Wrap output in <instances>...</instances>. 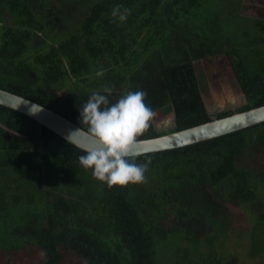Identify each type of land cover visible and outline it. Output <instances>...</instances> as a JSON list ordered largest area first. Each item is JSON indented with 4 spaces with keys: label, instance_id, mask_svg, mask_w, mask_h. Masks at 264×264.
Segmentation results:
<instances>
[{
    "label": "trees",
    "instance_id": "trees-1",
    "mask_svg": "<svg viewBox=\"0 0 264 264\" xmlns=\"http://www.w3.org/2000/svg\"><path fill=\"white\" fill-rule=\"evenodd\" d=\"M223 2L0 0V88L83 128L80 108L93 92L111 87L114 103L143 91L153 116L175 112L177 131L213 119L195 61L220 52L249 102L217 116L264 105V35L252 50L232 48L234 36L220 27ZM117 6L131 10L126 21L111 15ZM157 135L152 117L138 139ZM84 154L0 104V255L7 264H241L216 244L229 237L228 203L250 208L249 255L264 264V166L241 163L249 154L264 162V122L142 154L137 162L150 163L136 184L109 187L80 165Z\"/></svg>",
    "mask_w": 264,
    "mask_h": 264
},
{
    "label": "clouds",
    "instance_id": "clouds-1",
    "mask_svg": "<svg viewBox=\"0 0 264 264\" xmlns=\"http://www.w3.org/2000/svg\"><path fill=\"white\" fill-rule=\"evenodd\" d=\"M130 14L131 10L122 6L111 13L120 22ZM112 95L113 89L107 86L93 92L80 108L86 128L71 131L66 139L85 153L79 157L80 165L109 187L144 182L150 160L137 161L142 155L138 137L150 127L153 117L151 107L145 103L147 93L129 90L114 103L109 99ZM82 138L88 143H82Z\"/></svg>",
    "mask_w": 264,
    "mask_h": 264
},
{
    "label": "rangeland",
    "instance_id": "rangeland-1",
    "mask_svg": "<svg viewBox=\"0 0 264 264\" xmlns=\"http://www.w3.org/2000/svg\"><path fill=\"white\" fill-rule=\"evenodd\" d=\"M223 3L226 4L227 7L223 8L227 9V11L225 10L224 14H220V27L231 37L234 36V38L232 37L233 39L231 38L232 41H230L231 47L236 48L238 44L244 45L246 43L249 48L248 50L254 49L255 45L253 44L257 43V34L264 35V29L260 27L257 20L260 17L264 20V0H241V3L239 0H224ZM209 5L214 8V0L213 2L209 0ZM261 47L264 50V45H261ZM195 66L202 85L205 101L212 109L219 106V108L228 106L226 105L228 100L232 101L231 106L237 104L243 106L242 104H244L246 98L225 53L219 52L197 60L195 61ZM226 87L231 89L230 93ZM217 94L223 96L221 97L220 105L216 104ZM213 116L215 117V115ZM153 119L160 127L168 126L173 122V113L170 112L164 118L153 116ZM262 157L254 160L253 156L249 154L242 159L241 163L252 168L263 167L264 162L262 161ZM262 196L264 199V194ZM227 206L229 207V237L225 240L224 245L221 246L218 240L216 244L218 243L219 248L225 250L227 253L238 255L241 264H258L262 258L251 257L249 255V231L251 221L254 218L250 208H243L232 203H228ZM216 233L214 231L213 234L216 235ZM1 257L0 255V264H7L6 260ZM180 259L183 260L182 255ZM183 263L187 264L185 260Z\"/></svg>",
    "mask_w": 264,
    "mask_h": 264
},
{
    "label": "water",
    "instance_id": "water-1",
    "mask_svg": "<svg viewBox=\"0 0 264 264\" xmlns=\"http://www.w3.org/2000/svg\"><path fill=\"white\" fill-rule=\"evenodd\" d=\"M241 89L243 91L242 87ZM243 94L246 101L242 105H245L249 100L244 91ZM0 104L31 116L65 139L71 131L81 128L79 124L54 109L3 88H0ZM206 105L208 113L215 115V117L205 123L174 131V129L178 127V121L174 111L172 112L173 122L171 125L169 124L168 126L160 127L154 121L156 131L159 135L138 139L139 151L142 154H145L184 147L264 122V105L244 111H235L232 114L223 117H218L217 115L220 112L236 110L241 104L226 106L224 108L215 107L214 109H212L209 104L206 103ZM81 142L85 144L88 143L83 140V138L81 139Z\"/></svg>",
    "mask_w": 264,
    "mask_h": 264
},
{
    "label": "flooded vegetation",
    "instance_id": "flooded-vegetation-1",
    "mask_svg": "<svg viewBox=\"0 0 264 264\" xmlns=\"http://www.w3.org/2000/svg\"><path fill=\"white\" fill-rule=\"evenodd\" d=\"M263 5V4H262ZM263 7H264V5H263ZM227 88V91H229V93L231 92V89L229 88V87H226ZM221 97H223V96H221V95H218L217 94V96H216V104H219L220 105V102H221ZM226 104V103H225ZM226 105H228V106H231L232 105V101H230V100H228V102H227V104ZM220 107V106H219Z\"/></svg>",
    "mask_w": 264,
    "mask_h": 264
}]
</instances>
